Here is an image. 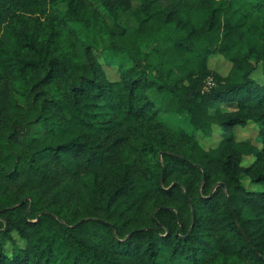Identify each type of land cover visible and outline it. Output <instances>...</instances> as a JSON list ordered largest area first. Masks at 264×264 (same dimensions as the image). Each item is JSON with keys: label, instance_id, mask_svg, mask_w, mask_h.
<instances>
[{"label": "trees", "instance_id": "obj_1", "mask_svg": "<svg viewBox=\"0 0 264 264\" xmlns=\"http://www.w3.org/2000/svg\"><path fill=\"white\" fill-rule=\"evenodd\" d=\"M97 1L0 0V264H264V0Z\"/></svg>", "mask_w": 264, "mask_h": 264}, {"label": "rangeland", "instance_id": "obj_2", "mask_svg": "<svg viewBox=\"0 0 264 264\" xmlns=\"http://www.w3.org/2000/svg\"><path fill=\"white\" fill-rule=\"evenodd\" d=\"M92 1L98 7V1L97 0H92ZM134 3L136 4V1H134ZM123 24L126 25V27L128 28H133L136 25L135 22L128 16L124 18ZM142 46L146 49H149L146 42L142 43ZM209 67L217 71L218 73L225 75L229 70L230 64L222 56L216 55L209 61ZM105 71L109 75L108 77L110 79L117 78V74H115L114 70L112 71L111 68L105 67ZM148 95L154 101L155 106L159 109V117L162 123L164 124L165 129H168V130L176 129V124L179 121V115L172 114V113H166L163 110V107L168 97L154 90H152ZM218 132H219V128L217 126H213V132L210 137H206L200 133L198 134V140L205 148L215 146L219 140ZM32 133L34 135H40L42 133V128L40 126H35ZM256 133H257V129L255 125L250 122L246 126L238 128L236 130V138L238 140L250 139L252 141H255ZM252 159L253 158L251 156H244L242 160V164L244 165L248 164L252 161Z\"/></svg>", "mask_w": 264, "mask_h": 264}, {"label": "built area", "instance_id": "obj_3", "mask_svg": "<svg viewBox=\"0 0 264 264\" xmlns=\"http://www.w3.org/2000/svg\"><path fill=\"white\" fill-rule=\"evenodd\" d=\"M211 84H212L211 79H208L205 88L208 87V86H210Z\"/></svg>", "mask_w": 264, "mask_h": 264}, {"label": "water", "instance_id": "obj_4", "mask_svg": "<svg viewBox=\"0 0 264 264\" xmlns=\"http://www.w3.org/2000/svg\"><path fill=\"white\" fill-rule=\"evenodd\" d=\"M220 185H221L222 187H224L223 183H220Z\"/></svg>", "mask_w": 264, "mask_h": 264}]
</instances>
